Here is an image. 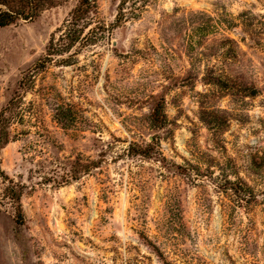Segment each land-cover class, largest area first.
Here are the masks:
<instances>
[{"label": "rangeland", "instance_id": "rangeland-1", "mask_svg": "<svg viewBox=\"0 0 264 264\" xmlns=\"http://www.w3.org/2000/svg\"><path fill=\"white\" fill-rule=\"evenodd\" d=\"M122 1L63 56L46 47L79 0L0 28V111L20 96L26 117L0 152L23 193L0 264H264V0H126L113 27Z\"/></svg>", "mask_w": 264, "mask_h": 264}, {"label": "trees", "instance_id": "trees-1", "mask_svg": "<svg viewBox=\"0 0 264 264\" xmlns=\"http://www.w3.org/2000/svg\"><path fill=\"white\" fill-rule=\"evenodd\" d=\"M134 2L135 0H129ZM68 0H0V28H7L15 26L20 22L33 23L41 14L49 9L57 8ZM126 0H123L117 7V17L114 26L121 25L126 19L127 15L124 10ZM97 10L96 0H79L78 6L69 15V19L65 21L63 30H59L60 37L57 39L56 36H52L48 46L46 47V57L52 56H63L69 53L73 48L83 41L84 33L91 27V15H94ZM136 11L129 13V16L134 19L137 17ZM112 27V28H113ZM105 27L103 26V29ZM92 30V29H91ZM40 64L37 63L35 67ZM25 79L19 83V87L23 88L25 85ZM22 98L12 99L9 103L0 111V152L11 142L17 141V138L22 135L16 132L15 127H20L26 123L25 111L20 107ZM63 110H59L58 113ZM58 119V118H57ZM151 124L154 128H163L165 125V115L163 109L158 106L151 116ZM22 132H27L22 129ZM40 131V127H37L36 132ZM26 134V133H24ZM154 141L146 146H140L137 144H131L128 149V156L141 158L143 160H151L157 156V152L154 146ZM97 168V163L89 162L80 166L78 171L71 170L64 177L61 178L60 182L56 184L61 187L69 184L73 181H78L82 176L88 175L92 170ZM0 177L3 180V184L6 185L3 193L0 194V212L5 207L6 202L16 212L17 224L22 223V205L21 199L23 196L22 187L9 181L7 177L0 171Z\"/></svg>", "mask_w": 264, "mask_h": 264}]
</instances>
